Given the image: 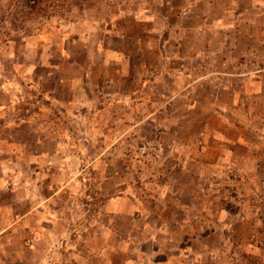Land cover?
Segmentation results:
<instances>
[{"label": "rangeland", "instance_id": "374dc122", "mask_svg": "<svg viewBox=\"0 0 264 264\" xmlns=\"http://www.w3.org/2000/svg\"><path fill=\"white\" fill-rule=\"evenodd\" d=\"M60 1L47 17L21 24L14 8L0 20V115L54 131L42 147L59 153L33 164L40 179L68 167L47 207L60 237L38 246L16 229L0 264H77L101 229L115 250L144 241L155 222L140 207L181 179L202 180L222 226L254 227L250 243L220 235V263L259 264L248 249L264 256V0Z\"/></svg>", "mask_w": 264, "mask_h": 264}, {"label": "crops", "instance_id": "0c3cea01", "mask_svg": "<svg viewBox=\"0 0 264 264\" xmlns=\"http://www.w3.org/2000/svg\"><path fill=\"white\" fill-rule=\"evenodd\" d=\"M43 124L30 115L22 119L0 115V248L16 229L23 230L31 238L28 242L38 246L43 245L48 234L53 235L54 240L60 237L57 219L53 215L56 210L53 208L51 213L47 207L57 205L55 199L60 189L55 171L68 167L53 163L50 168L54 174L49 182L40 179L33 164L39 166L45 156L55 160L59 153L58 148L44 151V142L54 140L56 135ZM22 135L26 136V143L33 150L29 151L20 142ZM176 153L181 152L177 149ZM211 163L214 166L215 159ZM22 167H27L24 168L26 173H21ZM45 184L52 189L50 194L44 193ZM201 184L202 180L181 179L167 184L173 189L169 194L164 191L166 186L162 190H152L155 192L150 195L152 208L140 207L142 215L155 222V225L142 227L144 241L134 243L127 240L115 250L108 243L106 230L96 232L94 238L86 232L82 246L86 254L76 258L77 264H221L220 235H236L249 242L255 230L247 225V221L242 224L233 221L234 224L222 226L218 201L210 200ZM123 202L122 195L112 198L113 211L122 212ZM167 214H171L170 222L165 219ZM49 216L52 217L48 218L52 219L51 224L46 222ZM237 217L235 214L234 219ZM202 219L207 220V226L203 225ZM249 247L251 259L260 257L259 264H264V256H259L252 245ZM93 257L97 259L94 261Z\"/></svg>", "mask_w": 264, "mask_h": 264}, {"label": "trees", "instance_id": "16d2710c", "mask_svg": "<svg viewBox=\"0 0 264 264\" xmlns=\"http://www.w3.org/2000/svg\"><path fill=\"white\" fill-rule=\"evenodd\" d=\"M5 6L2 10L0 6V20L4 21L6 17H9L10 11L16 8V16L10 15V19L24 22L36 19L37 17H47L50 12H57V8H62L63 4L60 0H4ZM86 1V0H80ZM61 3V4H60ZM24 27V26H23ZM21 28V27H20ZM19 29V28H18ZM26 31H28L26 29Z\"/></svg>", "mask_w": 264, "mask_h": 264}]
</instances>
